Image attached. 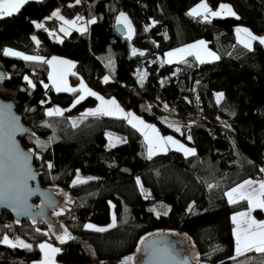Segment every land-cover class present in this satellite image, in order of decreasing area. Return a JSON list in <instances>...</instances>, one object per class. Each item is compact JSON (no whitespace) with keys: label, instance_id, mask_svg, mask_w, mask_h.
Wrapping results in <instances>:
<instances>
[{"label":"trees","instance_id":"1","mask_svg":"<svg viewBox=\"0 0 264 264\" xmlns=\"http://www.w3.org/2000/svg\"><path fill=\"white\" fill-rule=\"evenodd\" d=\"M199 1L203 0H79L85 12L74 15L95 23L86 34H71L60 42L51 38L60 22L57 17L53 33L34 23L43 25V19L52 17L56 3L73 5L77 0H30L12 16L0 17V70L5 77L0 99L12 104L31 131L18 141L31 154L38 184L67 194L57 222L72 239L57 244L54 257L60 264H123L141 237L160 229L186 235L199 263H249L252 251L234 255L230 218L244 211L247 201L229 203L224 194L264 169V45L257 39L249 50L236 42L235 34L241 25L257 38L264 37V0H204L212 9L226 2L236 15L212 19L188 15ZM119 13L131 24L127 39L126 33L119 35L114 29ZM195 40H203L218 59H162L166 51ZM5 49L45 61L54 54L69 59L74 65L71 84L82 80L98 96L113 98L156 125L161 135L191 146L195 154L169 150L144 156L142 137L123 117L83 116L95 106V96L73 106L78 91H54L46 63L5 56ZM141 68L144 78L139 83L135 72ZM218 93L222 98L216 102L213 94ZM50 106L63 114L46 115ZM197 115L200 120L191 122ZM106 131L123 142L106 147ZM37 141L45 147H38ZM76 170L93 178L71 184ZM158 203L167 205L166 213L151 211ZM253 214L263 217L260 208ZM110 216L115 226L106 231L84 227L85 222L106 225ZM43 228L38 221L16 223L0 210V240L4 235L21 236L31 245L25 249L0 243V264L38 260L37 243L46 238Z\"/></svg>","mask_w":264,"mask_h":264},{"label":"snow or ice","instance_id":"2","mask_svg":"<svg viewBox=\"0 0 264 264\" xmlns=\"http://www.w3.org/2000/svg\"><path fill=\"white\" fill-rule=\"evenodd\" d=\"M28 0H0V17L4 16H12L14 13L19 12L20 9L23 7V5L27 4ZM77 3H79V0H77ZM219 11H211L207 5V3L202 2L200 5H198L196 8H193L188 15L190 16H204L205 19L208 18V16L211 17H219L222 14H228V15H235L234 12H232L230 6L227 5H220ZM53 16L57 17L62 21L63 24L68 25L69 27H72L76 24V22L81 17H77L76 21H68L64 20L63 17L59 16V13H53ZM89 23H95V20L89 21ZM117 23H123L126 28L129 29V33H131V24L128 21L127 17L121 13L120 17H118ZM37 28H42V24H37ZM65 33V35L68 34L67 29L64 27H61L60 29ZM80 31H86V28L84 29H78ZM147 30V29H146ZM243 34V37L238 40L239 43H242L245 48H248L251 50L252 48V42L259 39V43L264 45V37L257 38L254 36L250 31L247 29L238 28L237 34L238 36L240 34ZM35 40V38L33 37ZM38 44L39 42L36 41ZM133 54L135 55L136 52L134 51ZM140 55H143V53H139ZM5 56H15L19 57L21 59H24L26 61H37L40 63H47L49 66H52L53 64H65L69 67H74V65L69 64L68 61L63 60H57L55 57L52 60L45 61L41 57L38 56H21L20 53L11 51L9 49L4 50ZM188 55H194L196 59L200 63L207 62L206 58H211L212 60L218 59L213 53L207 51L206 46L204 45L203 41L198 42L197 44L190 45L186 48L177 49L174 52L167 53L168 60L166 62H172L173 59L176 60H183L185 56ZM50 79L53 80V86L56 88L57 91L65 90V91H80L82 95L75 101V104H79L82 99L85 98V94L88 96H95L97 100H100V106L92 111L86 112L83 114V116H97V115H122L124 119H128L129 123L132 124L134 128H137L138 131H141L142 134L145 136V141L148 144V157L151 158L152 155H154L158 151H166L168 145H174L177 150H181L184 152L185 155H194L195 151L193 149L185 148L183 145H180L177 143V141L173 140L172 137H161L157 130L150 126L145 125L143 121L138 120L135 116L132 115V113H127L126 115L123 114V110L119 108V106L116 104L115 100L105 101L102 97L98 96L96 93L92 92L90 89H88L83 82H81L79 89H70L67 87L66 83H64L63 87H61V84L52 76V74H49ZM62 79V78H61ZM25 80L28 82L30 87H33L32 82L28 80L27 77H25ZM104 82H108V77H104ZM47 87V85H45ZM222 98V94L217 97V101ZM62 110L60 109H53L49 110L46 115L48 116H59L62 115ZM139 125V127H138ZM76 126V123L73 122V127ZM179 131V129H176ZM191 139V137H189ZM38 147H45L44 145H41L39 141H37ZM7 151H8V158L9 163L6 165L2 159H0V181H2L5 177V175H14L17 171L16 164L17 162L22 161L23 164L26 166L27 162L29 160V155L23 154L18 151L16 145L11 141V135H9L8 138V145H7ZM3 152V143H2V137H0V153ZM52 165L49 164V168H51ZM264 171V169H262ZM25 174H27V168L25 167ZM84 183L85 181L78 180L74 181V183ZM139 183V181H137ZM253 181H245L244 184L239 185L238 187L232 189L230 192L226 193V195L229 198V203H236L237 200H246L248 202V212H241L237 215H234L232 217V221L235 225V228L233 229V235L235 237V243H236V255H243L246 252L249 251H256V252H264V222H257L255 219L252 218L251 212L255 208L264 209V181L259 182L258 189H253L251 192H244L242 189L245 187V185H252ZM5 195L4 192L0 191V196ZM9 199H11L14 203H23L19 195H9ZM115 226V218H113V224L110 225V227ZM88 229H91L93 231L103 232L107 229L104 228H94L92 225H86L85 226ZM60 240V243H64L66 239H72L71 236L65 231L64 236L58 237ZM0 243L6 244L9 247H22L25 249H30L31 245L25 244L21 240L12 241L9 240L7 236H4L2 240H0ZM41 251L45 253V258L41 262V264H54L53 257L56 253L59 252V249L53 248L50 245L47 244H41L39 245ZM130 259V258H128ZM126 264V262H125Z\"/></svg>","mask_w":264,"mask_h":264},{"label":"water","instance_id":"3","mask_svg":"<svg viewBox=\"0 0 264 264\" xmlns=\"http://www.w3.org/2000/svg\"><path fill=\"white\" fill-rule=\"evenodd\" d=\"M114 29L117 34H124L125 30L120 24L116 25ZM4 78V73L0 70V82ZM30 132L27 127L22 125L20 115L13 109L12 104L9 101L0 99V137H2L3 143V152L0 153V159L6 165L9 163L7 151L9 135H11V141L16 145L18 151L29 155L26 166L22 161L17 162L16 173L14 175H5L4 179L0 181V191L5 193V195L0 196V210L9 213L16 223L20 221L36 222L39 219L44 224L54 223L56 225L50 217L49 211L51 207L61 203L62 199L60 200L50 190L38 184V173L34 170L31 162V154L23 149L20 141H18V137ZM25 167L27 168V174H25ZM20 185H22L25 192L21 196L23 203H14L8 196L19 195L20 197ZM33 199H37L39 202L38 210H34ZM46 205L47 207L45 208ZM143 243L144 246H141L140 249L143 259L140 264H193L188 258V247L186 246L185 252L181 250L180 246H182L184 241L179 236L161 235L148 241H143Z\"/></svg>","mask_w":264,"mask_h":264},{"label":"rangeland","instance_id":"4","mask_svg":"<svg viewBox=\"0 0 264 264\" xmlns=\"http://www.w3.org/2000/svg\"><path fill=\"white\" fill-rule=\"evenodd\" d=\"M202 2H204L205 3V1L203 0V1H199V2H197L195 5H193L190 9H189V12L193 9V8H196L198 5H200V3H202ZM219 5H227V6H229V4L228 3H226V2H222V3H220ZM211 11H219L220 10V8H219V6H216V7H214V9H212V8H209ZM120 15H121V13H119V14H117V16L115 17L116 18V23H117V20H118V17H120ZM225 16H230V15H228V14H222L221 16H219V17H225ZM232 16V15H231ZM236 16V15H235ZM60 17H62V16H60ZM77 17H80L79 16V14H75L73 17H64L63 16V18H64V20H68V21H76L77 20ZM203 17V16H202ZM82 18V17H81ZM208 18H210V19H212V18H214V17H211V16H208ZM59 24H58V26H57V31H56V33H54V35L52 36L51 35V38H53V40H55L56 41V39L55 38H58L57 37V33H58V31L61 33V27H64L65 29H67V32H68V34L67 35H69V34H72L71 33V28L68 26V25H65V24H63L62 23V21L59 19ZM78 25H83L84 24V20L83 19H80V20H78L77 22H76ZM37 24H41L40 22H36L35 21V23H34V25L36 26ZM120 25H122V27L124 26V24L123 23H119ZM73 26H75V25H73ZM238 28H242V29H246V28H244L243 26H241V25H238L237 27H236V30H235V34H236V36H237V39H236V42H238V40L240 39V38H242L243 37V34L241 33L239 36H238V34H237V29ZM73 30H74V28H73ZM124 34H125V31H124ZM64 35V33L63 34H61V36H63ZM31 37H32V39H33V37L35 38V42H36V40H37V37L35 36V33H32V35H31ZM127 35L125 34L124 35V38H126L127 39ZM200 41H203V40H195L194 42H191V43H187V44H183V46H178V47H174L172 50H169V51H166L165 53H164V55H163V57H162V59H164V61L166 62L169 58H168V56H167V53H169V52H174V51H176L177 49H181V48H186V47H188V46H190V45H193V44H197L198 42H200ZM57 42V41H56ZM204 42V41H203ZM239 44H242V43H239ZM204 45H205V42H204ZM243 45V44H242ZM206 46V45H205ZM206 49H207V51H209V52H211V53H213L211 50H209L208 48H207V46H206ZM216 57H218L215 53H213ZM188 56H190V57H192V58H194V60L196 61V62H198V63H200L197 59H196V57L194 56V55H188ZM57 58V59H61V60H63V61H68L69 62V64H71V65H73V63L69 60V59H67V58H63V57H59V56H57V55H50V56H48L47 57V59L48 58ZM186 57V56H185ZM207 59V62H211V61H216V59L215 60H212L211 58H206ZM184 60V59H183ZM178 61H181V60H176V59H173V61L172 62H170V63H173V62H178ZM167 63H169V62H167ZM206 63V62H205ZM54 65V64H53ZM52 74V76L61 84V87H63V85H64V83H66V85H67V87L68 88H70V89H79L80 88V85H81V82H83L82 80H79L78 82H77V84H71L70 82H69V74L70 73H72V70H68V65H66V66H64V65H62V64H55L54 66H52V68H50V69H48L47 70V75H48V83H49V85L50 86H52V88H54V91H57L56 90V88L53 86V80L52 79H50V76H49V74ZM135 75H136V78H137V82H139V83H142V80H143V78H144V71L142 70V68L141 69H138V70H136V72H135ZM62 78V79H61ZM84 84V83H83ZM85 86H86V84H84ZM87 87V86H86ZM88 88V87H87ZM89 89V88H88ZM62 92H70V91H65V90H61ZM92 92H94L93 90H91ZM82 95V93L80 92V91H78V94H76L75 96V98H74V100H73V103H75V101L80 97ZM86 96H88V95H86L85 94V97ZM100 96V95H99ZM101 97V96H100ZM103 100H107V99H104L103 98ZM110 100H114L113 98H109L108 99V101H110ZM100 100H97V102L95 103V106L94 107H89V109L87 110V112H89V111H92V110H95V109H97L99 106H100ZM117 104V103H116ZM118 106H119V104H117ZM120 107V106H119ZM53 109H58V108H55V107H52V106H50V107H46V109H45V113H47L49 110H53ZM121 109V108H120ZM133 115H135V114H133ZM107 116H115V115H107ZM135 117H140V116H135ZM104 137H105V139H106V143H105V145H106V147H113V146H115V145H118V144H121V137H119L117 134H115L114 132H110V131H106L105 133H104ZM262 174L261 175H259V176H257L256 175V177H254V179L253 180H250V181H253L254 182V184H252V185H245V187L242 189V191H244V192H251L253 189H257L258 187H259V182H261L262 180H264V171H262L261 172ZM93 178V175L91 176V175H88V174H85V173H82V172H80V171H78V170H76V172H75V174L73 175V177H72V179H71V184H76V183H74V181H78V180H87V179H92ZM247 181V180H246ZM77 183H79V182H77ZM241 184H244V183H241ZM241 184H235L233 187H231V188H229V189H227L226 191H231L232 189H234V188H236V187H238L239 185H241ZM48 190H50L51 191V193L52 194H54L57 198H59L60 200L62 199V201H61V203H59L57 206H53V207H51V210L49 211V215H50V217L53 219V221L56 223V225H54V223H52V224H44V222L43 221H41V220H39V219H37V221L38 222H42L43 223V231H44V233H45V235H46V238H43L42 240H39V242L37 243V247L39 248V251H40V257L38 258V260H35V261H33L32 262V264H41V262L44 260V258H45V253L43 252V251H41V249H40V247H39V245H41V244H47V245H50L51 247H53V248H57L58 249V247H57V244L58 243H60V240L58 239V237H61V236H64V234H65V231H66V229L64 228V226H62L60 223H58L57 222V217L59 216V214L62 212V210L65 208V205H66V202H67V194L64 192V190L63 189H55V188H47ZM141 192L144 194V195H146L145 193H147V190L146 191H144V189L143 190H141ZM229 200V199H228ZM167 205L166 204H164V203H158V204H155V205H153L152 207H151V211H153L155 214H159V213H166L167 212ZM255 210H256V208H255ZM84 225L86 226V225H92L94 228H106V227H108V226H110V225H112V216H110V220L106 223V225H99V224H92V223H89V222H85L84 223ZM84 226V227H85ZM86 228V227H85ZM161 235H168V236H171V235H176V236H179L181 239L183 238V241H184V243L182 244V246H180V248H181V250L183 251V252H185V250H186V246L188 247V258H189V260H190V262L191 263H196V264H203V263H199V262H197V253L195 252V249H194V246L192 245V243H191V241H189V239L187 238V236L186 235H182V236H180V235H178V234H176L174 231H169V230H155V231H149V233L148 234H146V235H144L143 237H141L140 239H139V242L137 243L138 245H137V247H136V249L133 251V253H130V255H129V257H127V258H125V260H124V262H123V264H125V262H126V264H140V257H141V254H140V249H141V246H144L143 244V241H148L149 239H153V237H156V236H161ZM5 236V235H4ZM4 236H2L1 237V239H3V237ZM12 238H14V239H9V240H12V241H16V240H21V241H23L25 244H28V245H30V242L26 239V238H23V237H19V236H12ZM53 238V239H52ZM6 245V244H5ZM235 250H236V248H235ZM236 252V251H235ZM234 255H235V253H234ZM128 258H130V259H128ZM53 260H54V264H60L59 262H57V260H56V258L55 257H53Z\"/></svg>","mask_w":264,"mask_h":264},{"label":"crops","instance_id":"5","mask_svg":"<svg viewBox=\"0 0 264 264\" xmlns=\"http://www.w3.org/2000/svg\"><path fill=\"white\" fill-rule=\"evenodd\" d=\"M28 1H30V0H28ZM201 4V3H200ZM220 6V5H219ZM54 13H56V12H54ZM80 17H82V19L84 20V24L83 25H78L77 23L75 24V26H72V27H70L71 28V33L74 35V34H86V32H87V27L91 24V23H89V21H91V20H93V19H90V18H88L87 16H84V15H79ZM117 24H119V23H117ZM122 26V25H121ZM73 28H74V30H73ZM84 28H86V31H80V30H78V29H84ZM123 28H124V30H125V33H126V35L129 37L130 35H131V33H132V31H131V33H129V29L128 28H126L125 26H123ZM132 29V28H131ZM64 32L63 31H61V33L58 31V33H57V37L58 38H55L56 39V41L57 42H60V41H64L65 39H67L71 34H69V35H65V33H64V35L63 36H61V34H63ZM31 39H32V37H31ZM34 41V40H33ZM53 58H46V61H49V60H52ZM57 59V58H56ZM58 61L59 60H61V59H57ZM46 65H48L47 67H48V69H50V68H52V66H54V65H52V66H49V64H47L46 63ZM62 65H64V66H66L65 64H62ZM73 68L74 67H69L68 66V70L70 71V70H72L73 71ZM220 95V93H218V94H213V97H214V100L216 101V102H218L217 101V97ZM106 101H108V99L106 100ZM119 108H121L122 110H123V114H127V113H132V112H130L129 110H126V109H124L122 106L121 107H119ZM134 113H132V115H133ZM115 116H117V117H123L122 115H115ZM133 116H138L137 114H135V115H133ZM138 120H140V121H143V123L145 124V125H150V126H152V127H154L156 130H157V132L159 133V135L161 136V137H172V136H170V135H166V136H164V135H161L160 134V132H159V130H158V128H157V126L156 125H154V124H152V123H149V122H147V121H145V120H143L141 117H136ZM125 121H126V123L128 124V125H130L132 128H134L133 126H132V124L131 123H129V120L128 119H125ZM138 127H139V125H138ZM139 134H140V136L142 137V146H143V151H144V156H146V157H148V144L146 143V141H145V136L142 134V132L141 131H138L137 130V128H134ZM172 139L173 140H175V141H177V143L178 144H180V145H183L185 148H188V149H192V147L191 146H187V145H185V144H183V143H181L179 140H176L175 138H173L172 137ZM121 143L123 142V138L121 137ZM169 150H173V151H179L182 155H185L184 154V152L183 151H181V150H177V148L174 146V145H168L167 146V150L166 151H158V152H156L154 155H156L157 153H165V152H167V151H169ZM153 156V155H152ZM185 156H189V155H185ZM250 180H253V179H247V181H250ZM246 180H244L243 182H241V183H244ZM241 183H239V184H241ZM254 184V183H253ZM258 189V188H257ZM140 190V189H139ZM228 192H230V191H226L225 192V196H226V200H227V202H229V198H228V196L226 195V193H228ZM146 194V196L148 195V193H145ZM247 206H248V202H247ZM249 207V206H248ZM248 207L244 210V211H241V212H248ZM255 210V209H254ZM241 212H238V213H241ZM262 212H263V217L262 218H258V217H256V216H254V214H253V210H252V212H251V216H252V218L253 219H255L257 222H264V209H262ZM238 213H235V214H233V215H231L230 216V218H231V223H232V237H233V239H234V250H235V248H236V243H235V237H234V235H233V229L235 228V225H234V223H233V221H232V217L234 216V215H237ZM236 251V250H235ZM235 253V255H236V252H234ZM248 260H249V263L248 264H264V252H256V251H252V253L249 255V257H248Z\"/></svg>","mask_w":264,"mask_h":264},{"label":"built area","instance_id":"6","mask_svg":"<svg viewBox=\"0 0 264 264\" xmlns=\"http://www.w3.org/2000/svg\"><path fill=\"white\" fill-rule=\"evenodd\" d=\"M85 4L83 3H77V4H73V5H67V4H59V3H56L54 5V10L58 11L62 16H67V17H70L72 15H74V13L76 12H85ZM43 26H44V29L47 31V32H51L53 33L55 28H56V25H57V21L55 19V17H48L46 19H43ZM198 120H200V116L197 115L195 116L191 122H198ZM262 173H256L255 175L259 176L261 175Z\"/></svg>","mask_w":264,"mask_h":264},{"label":"flooded vegetation","instance_id":"7","mask_svg":"<svg viewBox=\"0 0 264 264\" xmlns=\"http://www.w3.org/2000/svg\"><path fill=\"white\" fill-rule=\"evenodd\" d=\"M25 179H26V177H25ZM19 193H20V198H21V196L22 195H24L25 194V192H24V190H23V188H22V185H20V191H19ZM24 197V196H23ZM23 198H21V200H22ZM33 203H34V205H35V208H34V210H38L39 209V202H38V200L37 199H33V201H32ZM47 207V205L45 206V208ZM142 257H140V261H142Z\"/></svg>","mask_w":264,"mask_h":264},{"label":"bare ground","instance_id":"8","mask_svg":"<svg viewBox=\"0 0 264 264\" xmlns=\"http://www.w3.org/2000/svg\"><path fill=\"white\" fill-rule=\"evenodd\" d=\"M56 13H57V11H56ZM56 18V17H55Z\"/></svg>","mask_w":264,"mask_h":264}]
</instances>
